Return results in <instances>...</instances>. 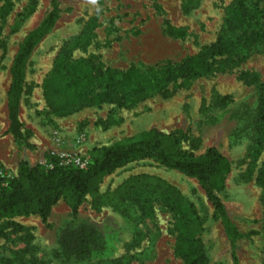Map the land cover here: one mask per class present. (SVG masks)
Here are the masks:
<instances>
[{
    "label": "rangeland",
    "instance_id": "obj_1",
    "mask_svg": "<svg viewBox=\"0 0 264 264\" xmlns=\"http://www.w3.org/2000/svg\"><path fill=\"white\" fill-rule=\"evenodd\" d=\"M255 0H249L254 2ZM4 0H0V6ZM232 0H101V14L90 44L72 49L74 58L96 55L104 65L125 69L147 67L169 59L174 62L195 54L219 34ZM4 17L0 11V170L14 177L20 159L48 167V155L61 163L86 166L102 147L143 136L150 129L180 130V148L202 154L214 146L228 161L224 187L217 191L230 219L243 233L235 246L236 264H264V195L256 180L264 161V148L255 167L251 152L264 81V52H255L235 65L214 70L182 83L163 84L144 99L117 105L112 102L56 114L46 105L42 81L56 55L69 47L99 7L98 0H10ZM264 4V0L261 1ZM56 4L59 16L33 48L25 69L19 107L22 130H31L34 148L20 147L8 132L6 91L9 68L22 38ZM172 29L170 33L168 29ZM242 72L247 77L241 76ZM252 77H255L253 80ZM168 90L165 94L163 91ZM228 95L224 107L213 105ZM208 109L203 110L202 106ZM159 175L177 187L199 216L198 236L209 264H235L229 239L203 188L195 177L167 167L153 158H135L101 180V190L113 188L133 173ZM67 191L54 203L46 221L39 214L0 218L12 225L0 233V264H111L123 257L125 264H183L173 252V215L153 195L130 201L135 216L129 220L110 207L95 211L89 197L76 213L67 202ZM150 206L142 212L141 204ZM86 220L101 234V244L88 255L61 253L60 235L67 224Z\"/></svg>",
    "mask_w": 264,
    "mask_h": 264
},
{
    "label": "trees",
    "instance_id": "obj_2",
    "mask_svg": "<svg viewBox=\"0 0 264 264\" xmlns=\"http://www.w3.org/2000/svg\"><path fill=\"white\" fill-rule=\"evenodd\" d=\"M261 1L232 0L216 39L202 45L195 54L186 55L176 62L166 59L147 67L129 65L120 70L97 61L96 55L87 58L72 56L74 47L85 49L90 44L101 14V0H98L99 7L94 16L86 22L73 43L56 55L42 81L46 105L56 114L72 113L83 107L107 102L127 105L144 99L150 92L161 90L163 84L169 81L180 79L182 83H187L214 70L233 66L250 54L264 52V4ZM184 2L185 6H189L194 0ZM10 4V0H4L0 6L2 17ZM58 16L59 9L53 4L39 24L22 38L9 68L7 130L20 147L34 148L29 140L32 132L22 130L19 118L26 63L35 45L51 29ZM168 31L173 32L170 28ZM241 76L247 77V73L242 72ZM259 87L261 92L255 123L256 137L251 152L252 168L256 166L264 148V81L259 82ZM163 92L167 94L168 90ZM229 100L230 97L224 95L216 99L213 105L221 108ZM202 107L203 110L208 109L204 105ZM183 138L180 130L164 132L150 129L141 137L100 148L99 154L84 167L61 163L62 158L54 154L48 155V167L31 165L26 159H20L16 176H0V218L39 214L42 221H46L51 206L69 191L67 202L73 213L89 197L93 210L110 207L132 220L135 216L130 201L143 194L153 195L173 215L174 254L180 257L183 264H209L198 236L201 222L197 211L168 180L156 174L140 172L128 175L113 188L100 189L103 177L116 168L135 158H153L198 180L229 239L231 256L236 264V242L241 237L254 234V231L241 232L217 194L224 187L229 171L228 161L214 146L207 147L202 154L181 149ZM256 180L264 195V161L257 169ZM4 181L6 185H2ZM141 208L144 214L151 209L144 203ZM12 224L11 221L2 223L0 233ZM101 238L98 228L89 221L69 223L60 235L61 253L66 257L72 254L88 255L92 249L99 247ZM125 263L123 257L111 261V264Z\"/></svg>",
    "mask_w": 264,
    "mask_h": 264
},
{
    "label": "built area",
    "instance_id": "obj_3",
    "mask_svg": "<svg viewBox=\"0 0 264 264\" xmlns=\"http://www.w3.org/2000/svg\"><path fill=\"white\" fill-rule=\"evenodd\" d=\"M0 176L1 177H5V178H10V176L9 175H7V174H5V173H2V171L0 170ZM7 184V182L6 181H4V182H2V185H6Z\"/></svg>",
    "mask_w": 264,
    "mask_h": 264
},
{
    "label": "clouds",
    "instance_id": "obj_4",
    "mask_svg": "<svg viewBox=\"0 0 264 264\" xmlns=\"http://www.w3.org/2000/svg\"><path fill=\"white\" fill-rule=\"evenodd\" d=\"M93 3H95V0H92Z\"/></svg>",
    "mask_w": 264,
    "mask_h": 264
}]
</instances>
